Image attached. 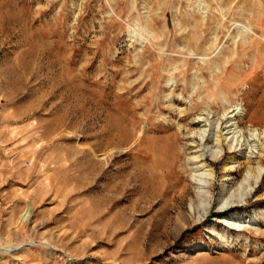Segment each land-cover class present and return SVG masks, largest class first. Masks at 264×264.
<instances>
[{
	"label": "rangeland",
	"instance_id": "obj_1",
	"mask_svg": "<svg viewBox=\"0 0 264 264\" xmlns=\"http://www.w3.org/2000/svg\"><path fill=\"white\" fill-rule=\"evenodd\" d=\"M263 131L264 0H0V264H264Z\"/></svg>",
	"mask_w": 264,
	"mask_h": 264
},
{
	"label": "bare ground",
	"instance_id": "obj_2",
	"mask_svg": "<svg viewBox=\"0 0 264 264\" xmlns=\"http://www.w3.org/2000/svg\"><path fill=\"white\" fill-rule=\"evenodd\" d=\"M240 112V111H239ZM237 113V112H236ZM235 115V114H234ZM231 119H233V117H231L230 116V120ZM238 122L239 121H234V123H232V124H238ZM231 124V125H232ZM213 125V124H212ZM239 125V124H238ZM237 127V126H236ZM264 132V131H263ZM217 135H216V143H217V145H218V150H216V151H213V152H211V154H209V155H211L212 157L211 158H209L210 156H208V154H200V159H198L197 157H196V159H198V161L201 163V166L203 167V169H204V171H206V173L208 172V175H211V176H214V168H213V166H212V162H211V160H212V158H216V157H218V156H220L221 155V153H223V150H224V137H222V132L221 131H218V133H216ZM264 135V134H263ZM252 136H253V134H252ZM258 139H261V137H260V134H258ZM228 137H225V139H227ZM229 139V138H228ZM244 139V138H243ZM230 140H235L236 141V143H235V145H234V148H237L238 147V145L240 144V145H243V143L241 142V138H240V136H238L237 134H236V131H233V135H232V139H230ZM245 140V139H244ZM229 141V140H228ZM247 141H249L248 139H247ZM232 145H233V143H231V146L228 148V151L229 152H231L232 150L231 149H233V147H232ZM257 145V144H256ZM258 146H259V151H260V156H259V161H258V163H259V166H258V168H257V172H258V175L256 176V177H258L260 174H261V172H262V161L264 160V141L263 142H259V144H258ZM204 148V147H203ZM235 150V149H234ZM237 154V153H236ZM229 156V155H228ZM199 157V156H198ZM233 156L231 155V156H229L228 157V159H230V158H232ZM249 161H250V158H249ZM229 161H226L225 162V169H229V168H231L232 166H230L229 165ZM194 167V166H193ZM249 169H251L250 167H249ZM203 171V172H204ZM205 173V172H204ZM225 175H228V173L227 174H225ZM224 175V176H225ZM210 182V181H209ZM184 190V189H183ZM241 195V194H240ZM235 196V195H234ZM237 197V196H236ZM240 198V197H239ZM230 204H233V203H230V202H228L227 204H225L224 206L222 205V208L223 207H225V206H230ZM221 205V204H220ZM232 206V205H231ZM235 212L233 211V212H231L230 214H229V216L230 215H233ZM206 214V213H205ZM229 220V219H228Z\"/></svg>",
	"mask_w": 264,
	"mask_h": 264
}]
</instances>
